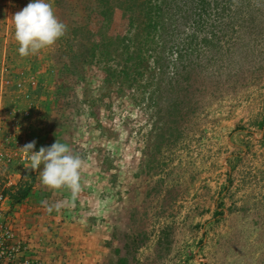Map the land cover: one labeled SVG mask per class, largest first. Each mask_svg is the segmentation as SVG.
<instances>
[{
  "label": "rangeland",
  "instance_id": "374dc122",
  "mask_svg": "<svg viewBox=\"0 0 264 264\" xmlns=\"http://www.w3.org/2000/svg\"><path fill=\"white\" fill-rule=\"evenodd\" d=\"M30 2L0 0V137L35 140L34 151L59 141L84 167L75 202L42 185L39 171L21 172L33 187L10 210L18 236L56 264H264V0H236L195 84L197 113L156 157L153 123L127 99L113 110L115 139L89 118L83 101L101 79L72 74L66 55L68 22L84 18L78 0L66 8L46 0L66 33L19 55L13 16ZM96 146L113 162L108 174Z\"/></svg>",
  "mask_w": 264,
  "mask_h": 264
},
{
  "label": "trees",
  "instance_id": "16d2710c",
  "mask_svg": "<svg viewBox=\"0 0 264 264\" xmlns=\"http://www.w3.org/2000/svg\"><path fill=\"white\" fill-rule=\"evenodd\" d=\"M78 2L84 18L68 22L66 55L72 74L89 69L101 79L98 94L83 101L89 118L106 140L115 139L113 110L127 99L153 123L149 144L153 142V156H159L177 141L183 122L199 109L195 84L221 45V31L235 13L236 0ZM69 3L55 0L58 8ZM96 147L97 164L108 174L113 162L103 146ZM32 187L30 183L21 188L13 204L29 197Z\"/></svg>",
  "mask_w": 264,
  "mask_h": 264
},
{
  "label": "clouds",
  "instance_id": "9594fccd",
  "mask_svg": "<svg viewBox=\"0 0 264 264\" xmlns=\"http://www.w3.org/2000/svg\"><path fill=\"white\" fill-rule=\"evenodd\" d=\"M15 40L21 57L37 55L41 50L50 48L62 38L67 26L59 20L51 3L46 0H32L13 16ZM36 141L21 149L27 161L26 169L39 171L42 185L50 190L66 189L71 202H75L82 190L81 170L84 160L73 154L67 144L56 141L50 147H40L34 151ZM41 165L42 170H41ZM61 205H51L47 211H59Z\"/></svg>",
  "mask_w": 264,
  "mask_h": 264
},
{
  "label": "built area",
  "instance_id": "2783aa9c",
  "mask_svg": "<svg viewBox=\"0 0 264 264\" xmlns=\"http://www.w3.org/2000/svg\"><path fill=\"white\" fill-rule=\"evenodd\" d=\"M11 144L15 146L10 148ZM24 145L19 140H2L0 137V264H56L55 260L42 256L20 238L10 219L13 196L32 177L25 178L21 172L36 173L26 169L27 161L21 149Z\"/></svg>",
  "mask_w": 264,
  "mask_h": 264
}]
</instances>
